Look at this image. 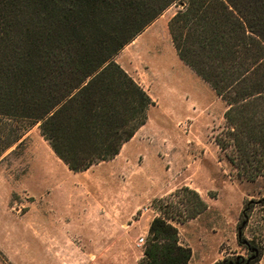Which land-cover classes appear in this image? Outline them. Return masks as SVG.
I'll use <instances>...</instances> for the list:
<instances>
[{"label": "rangeland", "instance_id": "374dc122", "mask_svg": "<svg viewBox=\"0 0 264 264\" xmlns=\"http://www.w3.org/2000/svg\"><path fill=\"white\" fill-rule=\"evenodd\" d=\"M177 10L169 6L113 57L152 105L112 160L70 172L38 124L0 120V264H139L162 212L193 250L191 264H246L237 226L249 201L260 204L243 236L264 249L263 184L237 177L216 144L226 105L177 58L167 29ZM184 187L207 208L178 223L195 205Z\"/></svg>", "mask_w": 264, "mask_h": 264}, {"label": "trees", "instance_id": "16d2710c", "mask_svg": "<svg viewBox=\"0 0 264 264\" xmlns=\"http://www.w3.org/2000/svg\"><path fill=\"white\" fill-rule=\"evenodd\" d=\"M171 5L177 58L226 105L216 144L237 177L264 187V0H0V120L38 124L70 172L112 160L152 105L113 57ZM182 191L195 205L178 223L207 208L195 191ZM257 204H245L237 226L246 264L264 252L243 236ZM162 214L149 224L139 264H188L191 249Z\"/></svg>", "mask_w": 264, "mask_h": 264}, {"label": "crops", "instance_id": "0c3cea01", "mask_svg": "<svg viewBox=\"0 0 264 264\" xmlns=\"http://www.w3.org/2000/svg\"><path fill=\"white\" fill-rule=\"evenodd\" d=\"M127 143H129V141H128ZM127 143H126V144H127ZM189 248H190V247H189ZM191 252H192V254H191V258H190V261L188 262V264H191V261H192V259H193L194 252H193L192 249H191Z\"/></svg>", "mask_w": 264, "mask_h": 264}, {"label": "built area", "instance_id": "2783aa9c", "mask_svg": "<svg viewBox=\"0 0 264 264\" xmlns=\"http://www.w3.org/2000/svg\"><path fill=\"white\" fill-rule=\"evenodd\" d=\"M139 242L142 243L143 242V239H140Z\"/></svg>", "mask_w": 264, "mask_h": 264}, {"label": "water", "instance_id": "95a60500", "mask_svg": "<svg viewBox=\"0 0 264 264\" xmlns=\"http://www.w3.org/2000/svg\"><path fill=\"white\" fill-rule=\"evenodd\" d=\"M229 264H231V263H229ZM235 264H238V263H235Z\"/></svg>", "mask_w": 264, "mask_h": 264}]
</instances>
